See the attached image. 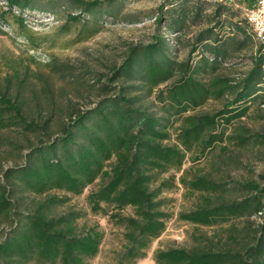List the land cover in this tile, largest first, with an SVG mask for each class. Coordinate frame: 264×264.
<instances>
[{"label":"trees","instance_id":"16d2710c","mask_svg":"<svg viewBox=\"0 0 264 264\" xmlns=\"http://www.w3.org/2000/svg\"><path fill=\"white\" fill-rule=\"evenodd\" d=\"M6 2L8 9L0 11V19L7 20L10 15L17 18L35 51L40 43L25 25L24 11L59 15L70 8L59 32H69L75 26V41H82L100 30L104 15L114 21L120 19L122 0ZM253 2L166 0L155 16L158 26L153 39L132 44L120 64L95 80L104 95L86 109L70 99L63 104L58 101L57 96L66 93L65 87L56 88L51 74L31 70L29 64L23 70L13 66L12 72L0 74V130L38 139L26 147V152H18L22 163L0 171V264H90L89 259L100 252L104 231L98 223L80 225L79 220L86 214L83 210L70 206L59 212L57 208L72 196L83 194L97 179L99 187L87 197L91 211L109 215L125 229L126 243L117 264H136L147 256L153 240L164 232L171 217L163 193L175 189L178 183L193 193L207 192L195 209L180 213L183 220L212 226L245 218L253 227L252 217L263 219L249 231L236 224L230 226L243 243L236 241L220 249H158L153 255L157 264H264V183L248 181L240 185L248 195L224 200L221 193L226 189L220 182L183 169L188 154L197 161L223 141L225 130L221 127L225 129L245 115L264 91V42L255 38L244 15L245 7ZM211 6L214 9L209 13ZM205 19L210 24L189 37L188 56L178 60L174 45ZM226 27L233 34L223 39L218 31ZM251 37L258 46L252 67L243 78L233 83L222 74H213L206 79L208 70H218L232 52L242 51ZM197 53L201 56L194 62ZM80 83L72 80L70 85L77 88ZM164 83L168 84L160 88ZM155 89L154 104L143 103ZM208 98L222 100L224 107L188 113ZM155 101L160 103L157 109ZM63 107L69 116L54 136V114ZM177 122L179 126H175ZM173 128L176 141L165 142L171 139ZM235 133L241 145L250 142L248 128L241 127ZM16 147L12 149L17 151ZM171 170L174 173L168 177L161 176ZM52 190L72 196L49 193ZM26 192L44 197L35 198L33 206L24 210L20 199ZM126 207H132L134 214L124 215Z\"/></svg>","mask_w":264,"mask_h":264},{"label":"rangeland","instance_id":"374dc122","mask_svg":"<svg viewBox=\"0 0 264 264\" xmlns=\"http://www.w3.org/2000/svg\"><path fill=\"white\" fill-rule=\"evenodd\" d=\"M166 0H122L121 17L114 21L110 16L104 15L105 21L100 30L92 36L82 41H75L78 29L74 26L69 32H59V28L65 23L66 13L70 8H64L66 13L55 15L40 10L24 11L25 25L31 30L40 47L32 50L28 42V34L25 27L19 20L11 15L7 20L0 19V74L6 75L12 72V67L24 69L25 64H29L31 70L39 73H47L53 76L56 88L65 87L66 93L57 96L58 101L67 103L72 100L76 106L83 109L89 108L104 95L101 85L96 83V79L101 74H109L114 65L120 64L126 55L128 48L132 44L140 42L146 43L153 39L157 32V21L155 16L159 12V6ZM170 7V4H167ZM6 0H0V11L6 10ZM211 6L207 12H212ZM63 10V9H62ZM15 9V13L18 14ZM243 15V13H242ZM88 19V16L86 17ZM210 23L205 19L202 24L192 27L193 32L187 33L181 38L179 44L174 45L175 57L184 60L188 56L189 37L201 28H205ZM213 24V23H212ZM218 31V30H217ZM224 38L231 36L233 32L226 28L219 31ZM173 36V35H171ZM228 41V40H227ZM173 42V41H172ZM175 44V43H174ZM257 41L251 37L243 46L242 51L232 52L225 64L218 70L211 72L208 70L204 75L206 79L213 74H222L232 80L233 83L245 76V73L252 67V56L257 50ZM201 54L195 55L194 62L200 59ZM31 58H34L33 61ZM17 63V65H15ZM72 80H79L78 87L70 85ZM173 79L168 83H172ZM161 84L163 88L166 84ZM115 84H118L115 83ZM61 92V91H60ZM142 100V102L153 105L152 100L155 93ZM59 93V91H58ZM156 109L160 103L155 101ZM224 107L220 99L208 98L205 103L188 113L213 112ZM67 108L54 114L52 131L54 136L59 132V125L69 116ZM46 116V115H44ZM177 122L175 126H179ZM241 127H246L251 134L250 142L241 145L236 133ZM221 127L225 130L224 140L212 148L206 156L197 161H192L190 154L183 165V169H190V174H204L209 178L222 184L221 188L226 189L222 192L224 200L231 198H243L249 192L245 191L240 185L248 181L264 183V91L258 95V100L250 105L245 115L235 119L228 127ZM172 137L165 142L173 143L176 141V131L171 129ZM38 139L33 135L25 133L0 130V171L9 166L20 164L19 151H27V146ZM17 145V151L12 148ZM227 146V149L223 148ZM174 170L162 174L168 177ZM181 174L178 173L179 176ZM0 172V176H1ZM191 176V175H190ZM178 182V181H177ZM100 179L89 185L81 195L72 196L71 193L52 190L49 193L59 196H72L71 200L57 210L63 212L70 206L77 210H83L86 214L79 220V224L87 223L92 225L98 223L104 231V238L100 252L89 259L90 264H117V257L124 249L126 243L122 225L110 219L109 215L103 213H93L88 203V194L97 189ZM205 191L191 192L181 183L172 190H167L163 196L168 199L165 209L171 214L167 220L164 232L153 240L145 258L137 260L136 264H157L154 260V252L158 249H169L172 247H200L205 246L213 249H220L243 243L244 240L237 233L230 230V226L236 224L242 230H251L245 218L231 219L222 224L212 226L198 225L180 218L181 212L195 209L202 200ZM21 206L24 210L32 207L34 202L44 197L34 193H24L21 195ZM35 200V201H34ZM124 215L134 214L132 207L123 209ZM260 216V215H259ZM255 220L254 226L261 222L262 218L252 217ZM6 223H2V226ZM252 227V228H253ZM233 234V235H232ZM238 241V242H236ZM36 264V263H32Z\"/></svg>","mask_w":264,"mask_h":264},{"label":"built area","instance_id":"2783aa9c","mask_svg":"<svg viewBox=\"0 0 264 264\" xmlns=\"http://www.w3.org/2000/svg\"><path fill=\"white\" fill-rule=\"evenodd\" d=\"M244 15L253 28L255 38L264 42V0H254L251 6H246Z\"/></svg>","mask_w":264,"mask_h":264}]
</instances>
